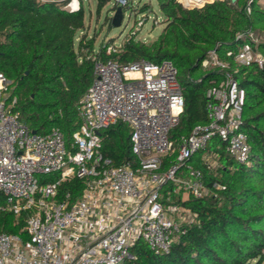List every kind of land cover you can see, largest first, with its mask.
Returning a JSON list of instances; mask_svg holds the SVG:
<instances>
[{"label": "built area", "instance_id": "obj_1", "mask_svg": "<svg viewBox=\"0 0 264 264\" xmlns=\"http://www.w3.org/2000/svg\"><path fill=\"white\" fill-rule=\"evenodd\" d=\"M216 1L182 4L194 9ZM252 40L235 59L263 67L264 55ZM121 48L111 44L107 54ZM94 63L93 83L78 105L75 151L59 130L36 133L19 120L12 81L0 73V213L17 220L25 215L20 233H0V264H124L135 260L131 249L140 240L155 254L168 253L181 230L180 210L192 212L165 201L173 192L195 199L210 192L202 171L186 166L188 160L220 138L231 158L248 163L250 145L242 129L246 92L230 75L208 91V123L177 145L171 132L185 99L172 61ZM210 64L225 67L215 53L204 62ZM119 122L130 130L135 166L116 167L103 152V133ZM174 154L175 164L166 167L165 159ZM211 154L203 160L216 169L210 159L217 156ZM76 179L83 182L81 195L61 196L62 185ZM168 184L175 188L165 195Z\"/></svg>", "mask_w": 264, "mask_h": 264}, {"label": "trees", "instance_id": "obj_2", "mask_svg": "<svg viewBox=\"0 0 264 264\" xmlns=\"http://www.w3.org/2000/svg\"><path fill=\"white\" fill-rule=\"evenodd\" d=\"M97 1L99 13L110 3ZM156 2L165 25L158 39L147 44L129 37L118 53L108 55L109 42L96 50V38L85 33L84 0L76 10L65 8L70 0H0V73L12 81V95L18 100L14 111L31 131L59 130L75 151L73 136L81 125L78 105L93 83L94 59L123 65L142 59L155 64L172 61L185 99L180 123L171 132L179 145L196 126L208 123V91L230 75L246 92L242 129L250 145L248 163L236 162L227 153V144L214 138L186 163L202 171L209 194L183 201L182 194L173 192V184L165 190V195L173 192L165 204L188 208L195 220L182 223L168 253L155 254L140 240L131 249L135 260L124 264H262L264 66L240 64L234 53L245 43L254 44L253 34L264 36V8L259 0L216 1L195 9L178 0ZM151 11V5L140 9L141 14ZM257 45L264 55V39ZM213 53L225 67L204 66ZM103 136V152L114 166H135L130 130L124 123L111 126ZM206 153L216 154L219 168L204 163ZM176 160L177 154L166 158V167ZM82 190L83 182L76 179L64 183L60 195L70 191L77 198ZM24 219L25 215L17 220L12 213H0V233H20Z\"/></svg>", "mask_w": 264, "mask_h": 264}, {"label": "rangeland", "instance_id": "obj_3", "mask_svg": "<svg viewBox=\"0 0 264 264\" xmlns=\"http://www.w3.org/2000/svg\"><path fill=\"white\" fill-rule=\"evenodd\" d=\"M80 1L81 0H70L69 5L65 8L67 10L75 8L76 10L80 5ZM178 1L183 3L182 0ZM259 3L262 4L264 8V0H259ZM84 4L86 8L87 26L85 33L90 38H96V50H98L105 42L122 47L129 37H135L139 42L150 44L158 39L165 27L163 23V15L159 10L156 0H110V3H108L100 13L97 12V0H84ZM119 5H122L124 9L123 15H125L123 16L122 26L114 27L112 25V20ZM144 5L152 6V11L149 14L140 13V9ZM145 18L147 20H145ZM252 37L255 41H260L261 38L264 39V36H261L258 32L253 34ZM217 163V158L215 159V157H212L210 159V164L216 165V169L219 168ZM187 198V195L182 196L183 201H186ZM179 217L182 223H189L195 220V215L188 212V210L184 211L181 209ZM250 264H255V262H251ZM262 264H264V262Z\"/></svg>", "mask_w": 264, "mask_h": 264}, {"label": "water", "instance_id": "obj_4", "mask_svg": "<svg viewBox=\"0 0 264 264\" xmlns=\"http://www.w3.org/2000/svg\"><path fill=\"white\" fill-rule=\"evenodd\" d=\"M238 0H231V2L233 4H235ZM123 9L122 7H119L117 10H116V14L112 20V25L114 27H121L122 26V23H123Z\"/></svg>", "mask_w": 264, "mask_h": 264}, {"label": "bare ground", "instance_id": "obj_5", "mask_svg": "<svg viewBox=\"0 0 264 264\" xmlns=\"http://www.w3.org/2000/svg\"><path fill=\"white\" fill-rule=\"evenodd\" d=\"M182 1H184V0H182ZM188 2H193V3H197L199 0H187ZM199 4H201V3H199ZM75 5V4H74Z\"/></svg>", "mask_w": 264, "mask_h": 264}]
</instances>
